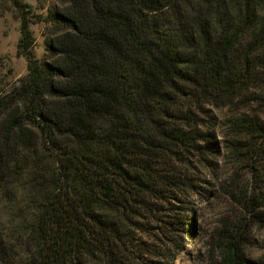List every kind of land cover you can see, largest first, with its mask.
<instances>
[{"label": "trees", "instance_id": "obj_1", "mask_svg": "<svg viewBox=\"0 0 264 264\" xmlns=\"http://www.w3.org/2000/svg\"><path fill=\"white\" fill-rule=\"evenodd\" d=\"M0 7L18 23L27 68L0 89V264H152L137 238L147 218L162 223L161 251L181 253L193 219L172 201L193 191L194 161L216 151V111L227 112L233 155L264 147V0ZM256 177L249 213L264 228ZM245 226L230 232L225 264L246 263Z\"/></svg>", "mask_w": 264, "mask_h": 264}, {"label": "rangeland", "instance_id": "obj_2", "mask_svg": "<svg viewBox=\"0 0 264 264\" xmlns=\"http://www.w3.org/2000/svg\"><path fill=\"white\" fill-rule=\"evenodd\" d=\"M23 1L36 13L59 5V0ZM31 30L34 54L40 58L44 52L42 26L33 25ZM18 37L16 19L7 12L0 13V89L3 91L9 90L27 71L25 58L16 54ZM226 113L225 109L216 111L222 121L215 131L216 151L207 155L202 163L194 161V169L188 171L193 179V191L178 201H172L175 212L192 214V236L181 243L184 247L178 255L174 254V249L163 252L162 237L157 230L162 223L147 218L149 233H137V238L145 244L144 249L149 250L143 251L142 263L225 264L222 254L226 240L231 231L245 223V264H264V228L252 223L249 213L257 204L259 195L260 183L256 176L264 174V147L259 152H256V146L244 147L240 155H233L223 145L228 140L224 137L225 130L221 128ZM260 210L264 212V207ZM172 215L163 211L162 218L168 220Z\"/></svg>", "mask_w": 264, "mask_h": 264}]
</instances>
